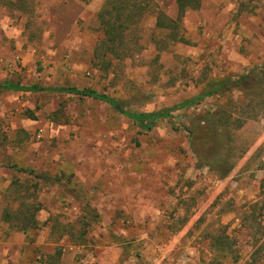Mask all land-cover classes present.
Returning <instances> with one entry per match:
<instances>
[{"label": "rangeland", "instance_id": "obj_1", "mask_svg": "<svg viewBox=\"0 0 264 264\" xmlns=\"http://www.w3.org/2000/svg\"><path fill=\"white\" fill-rule=\"evenodd\" d=\"M56 1L0 0L15 22L0 24V82L94 89L118 106L59 91L0 98V164L64 170L2 200L0 264H264V194L244 191L264 188V0H202L184 42L126 59L96 58L105 0H81L93 9L70 37L84 46L58 47ZM224 80L146 129L124 113L165 111Z\"/></svg>", "mask_w": 264, "mask_h": 264}, {"label": "trees", "instance_id": "obj_2", "mask_svg": "<svg viewBox=\"0 0 264 264\" xmlns=\"http://www.w3.org/2000/svg\"><path fill=\"white\" fill-rule=\"evenodd\" d=\"M241 3L244 8H248V3L245 0H234ZM250 1V0H248ZM261 0H254L252 7H258ZM179 15L177 19H173L164 12H159L157 16L156 28L150 32L142 25L143 17L151 11L149 0H108L107 5L110 9L107 12H102L99 17L102 24V45L96 46V58L100 57L97 49L103 52L101 57H105L108 54L116 57L117 59H126L141 53L143 50L154 46L159 52H168L173 46L179 42L185 41V29L183 27V17L188 10H198L202 5V0H177ZM162 31L163 39L160 41L152 42V37L155 36V31ZM169 30V31H167ZM171 31L173 33H171ZM107 65H112L109 60ZM249 73L239 76L238 82L242 83L246 77H249ZM228 81L224 80L220 82H210L206 91L194 96L193 98L185 100L183 103L174 106L173 108L165 111L156 112H141L132 113L124 112L134 121L138 122L143 128H149L151 124L157 122L162 118H166L171 115V112L175 109L184 108L187 106L195 105L200 100L214 96L220 91L230 89ZM15 89V90H27V91H46L53 90L52 88L33 85L29 87L25 86H12L7 84L0 89ZM60 92L75 93L80 95L92 96L97 99L107 101L113 105L118 106L115 99L109 97L106 94L98 93L94 90H79L75 87H63L55 89Z\"/></svg>", "mask_w": 264, "mask_h": 264}, {"label": "crops", "instance_id": "obj_3", "mask_svg": "<svg viewBox=\"0 0 264 264\" xmlns=\"http://www.w3.org/2000/svg\"><path fill=\"white\" fill-rule=\"evenodd\" d=\"M7 1H8V6L9 5L12 6V4L16 3L17 0H7ZM154 1L155 2H151V5H150L151 11L149 13H147L142 19L141 25L143 27H146V28L147 27H149V28L156 27L157 16H158V13L161 11L173 19L178 18L179 8H178L177 0H173L170 7L167 4H165L164 2H162L161 0H160V2L158 0H154ZM168 1L169 0H166V2H168ZM107 2H108V0L104 1V3H106V4H107ZM90 9H93V8L89 7V5H87L85 2H83L81 0L56 1L55 5H53L49 9L50 24L53 26V28L56 30V32L60 36V39H58L56 42L58 44V47H62V46L68 47V46H75V45L80 46V47L84 46L83 42H81V40H80V42H78L77 40L73 39L74 37L72 38L70 36L75 31V29L77 28L79 20L87 13V10H90ZM101 9H102V7L100 8V10ZM17 10L22 12V13H25V11L22 9L21 10L17 9ZM199 21H200V15L198 14L197 10H188L183 17L182 23H183V25L185 24L184 27L195 29L198 26ZM0 24L2 26H6V24H8V26L10 24L15 26V22H13V21L11 22L8 18V15H3L1 13H0ZM156 52H157V50H156ZM56 59H58L57 56H56ZM53 70H52L54 73L53 79L56 80V75H55V73H57L56 66H54ZM7 84H10L12 86H25V87H29V86H33V85H39L38 83L37 84L36 83L23 84V83L11 80V79L6 77V78H4V80H2L0 82V89ZM39 86H42V85H39ZM45 87H47V86H45ZM70 87H75V86H70ZM49 88H52L53 90H46V91H27V90H15V89H6L3 91L1 90L0 98L5 97L6 95H9L11 97L22 96V97L30 98L32 95H35V94H40V93L47 92V91H57L55 89H59V88H54V87H49ZM60 88H63V87H60ZM65 88H67V87H65ZM75 88H77V87H75ZM77 89H79V90H86V89L87 90H94V89H88V88H86V89L85 88H83V89L77 88ZM94 91H96V90H94ZM96 92L100 93L99 91H96ZM61 93H68V92H61ZM242 93L243 92H241V89H240V94H242ZM68 94L97 99V98H94L92 96H87V95H80V94H75V93H68ZM101 94H103V93H101ZM24 95H26V96H24ZM20 104H25V101L20 100ZM125 112H127V111H125ZM133 113H141V112H133ZM12 121L14 123L13 124L14 128L17 129V128L22 127V125L19 124V121H16L14 119ZM261 122L264 125V119L261 120ZM48 127L49 126L44 122H41L38 125V131H39L40 137L45 136V134L48 132V129H49ZM50 131L52 133H55L57 131V129L51 128ZM259 142H260V145L262 146L264 143V138L260 139ZM261 151H262V148H261ZM15 153H17V151H14V154ZM261 169L259 172L261 174V177L264 178V168L262 170ZM40 173H43V174H40ZM63 173H64V170H59V169L49 170L48 172H43L42 170H39V168H37L36 166H34L32 168V167H30V165H27V167H19V166H16L15 164H3V163L0 164V206L2 205V203H1L2 200L8 196L10 191H13L14 188H16L15 187L16 185L19 186L22 183H26L27 181H30V184H31V183H33V178H35L34 184L36 185L38 180L44 178V175L50 177V174H53V175H60V177H61L63 175ZM41 177H43V178H41ZM36 179H38V180H36ZM32 186H33V184H32ZM244 191L248 196L254 195L255 201H259V199H261L263 197V194H264V188L262 187V184H260V183H258V185L256 186L255 189L245 188ZM53 197H54V199L58 198L57 195L53 196ZM2 213H3V210H2V208H0V217H2ZM259 221H262L261 223L264 224V217H262V220L259 219ZM217 264H222V262H219Z\"/></svg>", "mask_w": 264, "mask_h": 264}]
</instances>
